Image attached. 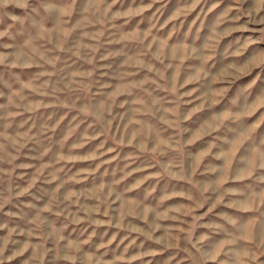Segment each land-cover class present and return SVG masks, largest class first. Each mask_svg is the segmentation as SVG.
<instances>
[{"label":"rangeland","instance_id":"374dc122","mask_svg":"<svg viewBox=\"0 0 264 264\" xmlns=\"http://www.w3.org/2000/svg\"><path fill=\"white\" fill-rule=\"evenodd\" d=\"M0 264H264V0H0Z\"/></svg>","mask_w":264,"mask_h":264}]
</instances>
